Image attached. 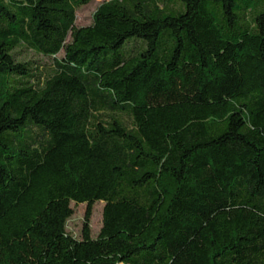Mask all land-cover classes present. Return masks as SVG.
I'll return each mask as SVG.
<instances>
[{
	"label": "trees",
	"instance_id": "1",
	"mask_svg": "<svg viewBox=\"0 0 264 264\" xmlns=\"http://www.w3.org/2000/svg\"><path fill=\"white\" fill-rule=\"evenodd\" d=\"M92 1L0 0V264H264V0Z\"/></svg>",
	"mask_w": 264,
	"mask_h": 264
},
{
	"label": "rangeland",
	"instance_id": "2",
	"mask_svg": "<svg viewBox=\"0 0 264 264\" xmlns=\"http://www.w3.org/2000/svg\"><path fill=\"white\" fill-rule=\"evenodd\" d=\"M107 0H94L91 3L79 8L77 11V26H86L92 23L93 15L100 4ZM75 213L68 222V230L76 237H81V233L84 226L85 215L87 211V204L72 203ZM103 208L104 202H97L93 207V214L91 217L92 235L95 237L98 235L103 225Z\"/></svg>",
	"mask_w": 264,
	"mask_h": 264
}]
</instances>
